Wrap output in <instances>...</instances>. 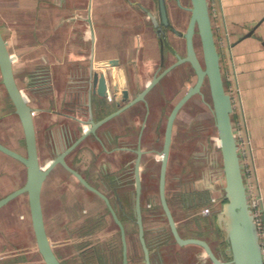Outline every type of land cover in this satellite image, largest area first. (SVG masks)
I'll list each match as a JSON object with an SVG mask.
<instances>
[{
    "label": "crops",
    "instance_id": "0c3cea01",
    "mask_svg": "<svg viewBox=\"0 0 264 264\" xmlns=\"http://www.w3.org/2000/svg\"><path fill=\"white\" fill-rule=\"evenodd\" d=\"M151 3L152 0H0V30L13 59L16 81L28 95L34 109L40 154L44 147L53 152L55 148L61 147L66 127H70L74 135L80 132L81 123L74 118L80 117L76 99L79 97L78 90L86 83L94 64L98 65L105 59H115L118 61L117 65H108L104 69L121 71L126 79L127 76L130 78V72L133 75H145L148 79L156 70L161 51L155 31L150 26L151 17L144 9V6ZM210 14L225 86L233 100L232 121L238 138L244 179L249 194L259 197L260 207H264V0H210ZM159 89L160 86L158 91ZM154 91L158 92L157 89ZM202 101L212 113L209 102ZM187 103L179 109L176 118ZM68 113L73 117L67 116ZM139 123L140 121H135L136 127ZM110 124L116 126L119 139L129 146L130 110L123 112ZM20 130L23 140L21 127ZM174 130L173 126L172 139ZM45 134L47 139H44ZM148 139L147 135L136 134L133 142L141 149L149 148L146 146ZM0 153L5 156L4 159L15 160L2 151ZM170 153L171 146L169 158ZM115 154L113 155L118 164L114 169L117 170L118 177L126 179L130 176V151L121 149ZM74 155H70V158L77 161L80 167L79 160ZM50 156L51 154L48 157ZM19 166L14 177L20 180V184L10 183L12 188L3 195L23 185L26 169L20 162ZM10 172L12 174L13 171ZM140 178L142 183V160ZM168 178L167 173L166 195L176 218L172 207L180 205L183 199L168 193ZM46 188L51 194L47 198L53 202L52 208L56 210L54 214L59 223L64 229L69 226L70 231L79 235L84 217L77 204L86 203V194L82 188L74 184L62 165H56L42 188L45 224L46 216L49 215L44 198ZM127 189L130 187H119L123 195L129 194ZM66 190H75L77 194H72L71 198L77 195L78 200L66 198ZM133 192L134 188H131L130 193ZM141 194L144 203L143 183ZM18 196L9 202L16 200ZM70 203L74 207L71 213L67 211L72 206ZM212 214L216 217V212ZM76 217L80 221L76 222L77 225H72ZM103 220H108L106 214ZM47 227L48 224V230ZM180 249L179 261L173 264H182L188 257L183 251L184 247ZM117 253L120 254L119 249Z\"/></svg>",
    "mask_w": 264,
    "mask_h": 264
},
{
    "label": "flooded vegetation",
    "instance_id": "af4514ba",
    "mask_svg": "<svg viewBox=\"0 0 264 264\" xmlns=\"http://www.w3.org/2000/svg\"><path fill=\"white\" fill-rule=\"evenodd\" d=\"M164 1L168 15V24L163 23V21L161 20L158 0H152V5L149 4L148 6H144L146 13H148L151 17L150 26L155 31V35L158 38L159 47L161 51L159 65L156 70L149 75L148 79L145 75H133V73L131 72L130 78L129 76H127L126 79L125 75L122 74L121 71L117 70L113 72V70L107 71L106 69H104L108 65H117L118 61L115 59H105L100 61L98 65L94 64L91 68L90 73L87 76L86 83L82 84L81 89L78 90L79 97L78 99H76V102L78 104L77 107L80 113V117H74L77 118L78 121H80L81 123V129L79 130L80 132L77 133L78 135H74L73 130L70 127H66L63 130V139L61 147L55 148L51 156L46 158L44 164H42L41 162V154L39 152L37 141V149L40 164L43 167H46L51 158L56 156L63 149L71 147L72 144L84 133V131L91 127V122L102 119L113 111L126 105L130 101V104L124 109H122L120 112L112 115L105 121L101 122L100 124L94 127V130L92 132L90 131L86 135H84V137L81 138L74 146H72L65 155L67 163L72 168L77 170L91 185H93L106 195L117 217L121 220L126 240L127 264H146L145 250L140 240L139 225L136 220L135 210V159L137 157V149H141V147L133 142L134 137L136 136V134H140V136L147 135L151 137V130L153 128V133L155 134V136L159 137L158 135L162 131V136L164 139V131L167 117L173 105L187 90V88L192 85L196 80V73L190 62H182L173 66L171 69L165 72L158 79V81L145 93L144 99L131 102L134 97L146 87V85L151 81V79L155 75L161 73L167 66L176 61L178 57L184 56L186 54V38L184 36V33L188 26V22L191 15V11L189 9V7L191 6V0ZM184 13H188L186 18L187 20L183 17ZM185 20L186 22L184 24ZM193 43L196 52L199 58L201 59L200 40L197 34V30H195L193 35ZM94 72H97L98 76L100 74L104 75L106 85L104 94L98 93V83L96 85H93ZM158 86H160V95L158 92L154 91L156 89L158 91ZM195 95L196 94L192 95L189 99H191ZM189 99L185 103H187ZM203 100L206 101L205 98ZM209 103H211V101ZM32 110L34 111L33 108ZM127 110H130L129 146L124 140L119 139L118 131L115 130L116 126L114 124H110L112 120L116 119V117H118ZM16 116L19 120L20 127L22 129L20 119L17 114ZM67 116L73 117V115L70 114ZM164 117L165 122L164 125H162ZM136 120L140 121L137 127L135 125ZM102 129L103 131L101 132ZM10 137L11 136H8L6 140L4 139V141L0 139V142L16 150L17 148L13 144H11L12 142L11 139H9ZM15 140L18 141L20 144L24 143L23 145L26 149L25 139L22 140L21 134H19L17 138L15 137ZM119 142L121 143V145H119ZM162 146L163 141L161 144V149ZM120 148L122 150L127 149L128 151H130V160L128 161V165H130V176H128L126 179H123V176L118 177V172L116 169H114L115 166H117L118 164V160L117 158H115V153L118 150H121ZM146 149L155 148L142 147L140 162L142 155L144 154V152L147 151ZM77 151L80 152L76 153ZM72 154H75L74 157L79 160L78 162L80 163V167L77 165V161L71 160L70 155ZM56 165L61 164L58 163ZM64 169L66 170L68 175L73 178L76 183L83 189L86 196L93 195L94 197L99 198V200L103 202L105 206V210H98L97 212L90 214V212L87 210L88 207H84L82 202V204H77L78 208L82 210V216L84 217L82 227L79 229V235L81 236V238L79 240L80 244L78 252L79 254L81 253V261L83 262V264H124V246L122 239V231L119 224L116 222L106 201L100 195L90 190L83 183H81L80 180L72 172L67 170L65 167ZM158 178L159 172L157 177V183ZM130 182H132L134 192L130 193L131 189H127L129 191V194L124 193L123 195L121 190H119V187H130ZM125 190L126 189H124V191ZM158 199L160 208L156 205V203H153L155 205H153L152 203H147L145 204V206L143 205L142 194L140 195L143 237L148 251L149 263H176L177 261H179L178 258L181 256L180 251L182 250L180 249V247H184L183 251L188 257L182 261V264H214L206 253L205 249L201 245L196 243H188L181 245L175 240L170 230L166 215L162 209L159 193ZM107 213L110 219L104 221L103 217L105 214L107 215ZM162 219L166 221L165 225L161 223ZM174 219L176 221L175 216ZM130 220L135 225V229H130V226L128 225V223H130ZM147 221H152L153 224L148 225ZM154 223H157V225H155ZM176 224L178 231L182 236H195L205 239L211 246L212 250L220 258L224 260L229 259V255L226 249L227 243L224 238L223 241H225L226 245L222 248H217V246H215V241L209 239V235L207 234L209 232L208 229L207 232L200 233L198 232L197 226L192 227L186 225L183 229L177 223V221ZM216 238L214 239L218 241V239ZM66 241H68L66 244H69V240ZM220 244L221 243H219V245ZM52 245L59 259L62 261L63 264H65L62 259V256H60L59 252H57L53 243ZM117 249L120 250L119 255L117 253ZM72 256H74V254H72Z\"/></svg>",
    "mask_w": 264,
    "mask_h": 264
},
{
    "label": "water",
    "instance_id": "95a60500",
    "mask_svg": "<svg viewBox=\"0 0 264 264\" xmlns=\"http://www.w3.org/2000/svg\"><path fill=\"white\" fill-rule=\"evenodd\" d=\"M159 1L160 16L163 23L168 24V15L165 1ZM191 11L188 26L184 33L186 38V54L178 57L176 61L167 66L161 73L155 75L146 87L140 91L131 102L144 99L145 93L158 81V79L173 66L188 61L196 73L195 82L190 85L182 96L173 105L166 121L162 149L159 151L161 164L158 178V193L162 209L168 220L170 230L175 240L183 245L196 243L201 245L214 264H264V207H260V217L256 220L254 210L251 207L250 195L244 179L242 163L239 153L238 138L235 134L232 111L233 100L227 91L220 62L212 18L210 14V0H191ZM195 30L200 40L199 58L193 43ZM12 56L7 46V41L0 30V83L4 86L10 97L14 111L18 115L26 144V153L23 154L0 142V151L19 160L26 168V179L20 187L0 197V207L8 203L16 196L26 193L30 220L35 237V243L45 264H63L54 251L52 242L47 233L44 212L42 207V188L44 181L51 169L58 163L72 172L81 183L87 188L100 195L109 206L116 222L122 231L124 246V264L126 259V240L121 220L117 217L108 198L99 189L91 185L77 170L72 168L66 161L65 155L81 138L94 127L105 121L114 114L130 104V101L98 121L91 122L92 125L72 144L71 147L63 149L56 156L51 158L46 167L40 164L36 131L32 107L27 94L18 86L16 81ZM97 85L100 94L105 93V78L103 74H93V85ZM205 83L208 86L214 122L217 129L218 143L222 157V169L224 176L223 200L216 212V221L222 230L227 243L229 259L220 258L211 248L209 243L200 237L182 236L177 228L176 221L166 197V173L167 164L172 142L174 120L182 105L194 94H200L204 99L202 88ZM142 150L137 149L135 159V210L136 220L139 225V235L145 250L146 264L149 263L148 251L144 242L142 216H141V178H140V157Z\"/></svg>",
    "mask_w": 264,
    "mask_h": 264
},
{
    "label": "rangeland",
    "instance_id": "374dc122",
    "mask_svg": "<svg viewBox=\"0 0 264 264\" xmlns=\"http://www.w3.org/2000/svg\"><path fill=\"white\" fill-rule=\"evenodd\" d=\"M187 15L188 13H184V19L187 18ZM203 90L205 92V100L210 102L206 83ZM158 93L160 95V89ZM17 119L6 90L0 83V138L6 140L8 136H11L9 138L11 139V144L17 148L16 150L25 154V146L15 140V137L17 138L21 134L20 124ZM164 122L165 117L162 125H164ZM174 127V137L172 139L167 171L169 177L167 189L170 195L182 197L183 199L180 205L176 204L172 207L176 215V221L183 229L186 225L197 226L200 233H205L208 229L209 239L215 241L217 248H222L226 243L223 241V233L218 227L216 217L212 214L220 208L223 195L222 157L212 113L199 94L192 97L179 112ZM153 130L152 128L151 137H149V143L146 146L155 149H146L147 151L144 152L141 158L143 192L145 194L143 204L156 203L159 207L157 177L160 153L158 150L161 149L163 136L161 131L158 135L159 137H156ZM44 139H47L46 134ZM52 153L53 150L46 149V147L41 150L42 164ZM4 157L0 153V196L12 188V184L9 185L10 183L19 182L17 185L20 184V180L16 176L14 177V174L19 170V162L15 158L13 160L11 158L4 159ZM11 170L13 171L12 174ZM23 173L25 174V172ZM73 182L78 185L74 179ZM60 183L62 184V182ZM60 188L61 186L58 188L59 192L61 191ZM131 188H133L132 182H130ZM65 193L67 195L66 198H70L73 201L75 199L78 200L77 195L75 198H71L73 197L72 194H77L75 190L74 192L66 190ZM49 195H51L49 189L46 188L44 198L47 201L45 203L49 214L46 216V226L48 224L47 232L51 242L60 256H62L65 264H83L80 257L81 253L79 254L78 252L81 236L75 231H70L71 228H68L69 226L64 229V226L59 223L58 217L54 214L56 210L52 208L53 202L47 198ZM85 197L86 203L83 205L87 204L86 208L88 207L87 210L90 214L98 210H105V206L99 198L93 195ZM70 205L72 206L67 211L71 213L74 207L73 203H70ZM107 219H110L108 213ZM78 221L80 219L78 220V217H76L71 224L77 225L76 222ZM165 222L164 219L161 220L162 224H166ZM147 224L151 225L153 223L152 221H147ZM154 224L157 225V223ZM128 225L130 229H135V225L131 220ZM214 238L218 239V241ZM68 239L70 243L66 244ZM219 243H221V246ZM0 264H45L36 247L26 193L20 194L16 200L0 208Z\"/></svg>",
    "mask_w": 264,
    "mask_h": 264
},
{
    "label": "built area",
    "instance_id": "2783aa9c",
    "mask_svg": "<svg viewBox=\"0 0 264 264\" xmlns=\"http://www.w3.org/2000/svg\"><path fill=\"white\" fill-rule=\"evenodd\" d=\"M250 203H251V207L254 210V214H255L256 220L258 222H260L259 221V217H260V214H261L260 209H259L260 208V198L250 195Z\"/></svg>",
    "mask_w": 264,
    "mask_h": 264
},
{
    "label": "trees",
    "instance_id": "16d2710c",
    "mask_svg": "<svg viewBox=\"0 0 264 264\" xmlns=\"http://www.w3.org/2000/svg\"><path fill=\"white\" fill-rule=\"evenodd\" d=\"M219 227V226H218ZM220 229V228H219Z\"/></svg>",
    "mask_w": 264,
    "mask_h": 264
}]
</instances>
